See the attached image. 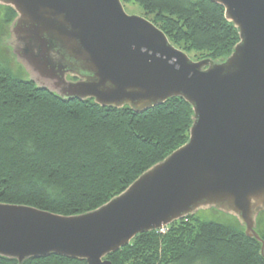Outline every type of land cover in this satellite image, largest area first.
I'll list each match as a JSON object with an SVG mask.
<instances>
[{"label": "water", "instance_id": "water-1", "mask_svg": "<svg viewBox=\"0 0 264 264\" xmlns=\"http://www.w3.org/2000/svg\"><path fill=\"white\" fill-rule=\"evenodd\" d=\"M210 1L238 41L220 60L195 61L121 0H0L15 12L12 54L37 88L137 113L179 97L192 110L186 142L93 210L0 202V256L112 264L105 257L136 234L207 209L234 216L263 253L264 0Z\"/></svg>", "mask_w": 264, "mask_h": 264}, {"label": "trees", "instance_id": "trees-1", "mask_svg": "<svg viewBox=\"0 0 264 264\" xmlns=\"http://www.w3.org/2000/svg\"><path fill=\"white\" fill-rule=\"evenodd\" d=\"M132 1L185 53L220 60L238 41L223 7L210 0ZM0 6L7 21L0 39L6 42L15 12ZM191 116L179 97L140 113L64 99L37 88L22 66L14 71L0 59V202L62 215L93 210L185 143ZM198 212L164 232L136 234L105 258L112 264H264L261 242L241 225L201 219ZM259 236L264 241V230ZM0 264L18 262L0 256ZM21 264L87 263L50 254Z\"/></svg>", "mask_w": 264, "mask_h": 264}, {"label": "rangeland", "instance_id": "rangeland-1", "mask_svg": "<svg viewBox=\"0 0 264 264\" xmlns=\"http://www.w3.org/2000/svg\"><path fill=\"white\" fill-rule=\"evenodd\" d=\"M122 4L124 6L125 11L128 14H138L141 16L146 17L147 19H151L152 15H147L144 13V11L141 9V7L135 3L132 0H121ZM1 7V6H0ZM5 13L4 10H0V33H2V30H4L5 26H6V20H5ZM8 25V24H7ZM9 26V25H8ZM7 38V37H6ZM179 49H181L180 46H175ZM182 50V49H181ZM184 51V50H182ZM205 54H207L206 52H195V51H191L189 53H187V55L197 61V60H201L204 59L205 57H207ZM0 59L2 61H7V65L9 67H11L14 71H17L18 67L21 66L15 59V57L12 54V49L8 44V41L6 39V42L0 39ZM24 70V69H23ZM199 216L201 219H219L222 221H226L229 222L230 224H233L235 226H240L238 220L231 215L222 213L220 211H218L217 209H207V210H200V212H198ZM256 231L259 234V232H262L264 230V211L260 212L257 216L256 219ZM160 232H164L160 231Z\"/></svg>", "mask_w": 264, "mask_h": 264}, {"label": "built area", "instance_id": "built-area-1", "mask_svg": "<svg viewBox=\"0 0 264 264\" xmlns=\"http://www.w3.org/2000/svg\"><path fill=\"white\" fill-rule=\"evenodd\" d=\"M160 231H163L164 230V226H162L161 228H159Z\"/></svg>", "mask_w": 264, "mask_h": 264}]
</instances>
